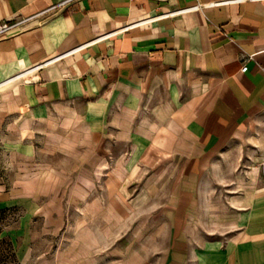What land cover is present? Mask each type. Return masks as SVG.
Segmentation results:
<instances>
[{"label":"crops","instance_id":"crops-1","mask_svg":"<svg viewBox=\"0 0 264 264\" xmlns=\"http://www.w3.org/2000/svg\"><path fill=\"white\" fill-rule=\"evenodd\" d=\"M23 18L0 37V142L127 144L128 170L162 167L164 264H264V0H0Z\"/></svg>","mask_w":264,"mask_h":264},{"label":"rangeland","instance_id":"rangeland-1","mask_svg":"<svg viewBox=\"0 0 264 264\" xmlns=\"http://www.w3.org/2000/svg\"><path fill=\"white\" fill-rule=\"evenodd\" d=\"M33 128L20 148L1 133L0 264H164L160 182L144 181L162 167L128 170L127 144L100 153L80 125Z\"/></svg>","mask_w":264,"mask_h":264},{"label":"built area","instance_id":"built-area-1","mask_svg":"<svg viewBox=\"0 0 264 264\" xmlns=\"http://www.w3.org/2000/svg\"><path fill=\"white\" fill-rule=\"evenodd\" d=\"M224 2H230V1H224ZM216 5V3H212L210 4V6ZM32 18H23V19H19L15 22H2L0 23V37L7 35L9 32H11L12 30L18 28V27H22L24 26L26 23H28L29 21H31ZM47 63L41 64L39 66L36 67V69H40L42 67H44ZM243 72H247L248 71V67H244L242 69Z\"/></svg>","mask_w":264,"mask_h":264},{"label":"bare ground","instance_id":"bare-ground-1","mask_svg":"<svg viewBox=\"0 0 264 264\" xmlns=\"http://www.w3.org/2000/svg\"><path fill=\"white\" fill-rule=\"evenodd\" d=\"M2 86V85H1Z\"/></svg>","mask_w":264,"mask_h":264}]
</instances>
